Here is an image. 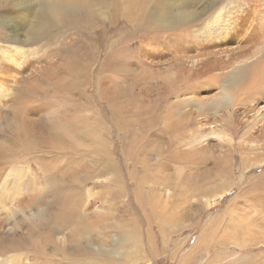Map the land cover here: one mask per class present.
<instances>
[{
  "label": "rangeland",
  "instance_id": "1",
  "mask_svg": "<svg viewBox=\"0 0 264 264\" xmlns=\"http://www.w3.org/2000/svg\"><path fill=\"white\" fill-rule=\"evenodd\" d=\"M220 1L217 7L225 6L227 10L222 16H229L226 26L229 34L223 39L196 36L195 32L202 30L198 29L200 19H191L172 30L152 28L132 32L126 19H116L114 12L100 17L93 33L103 34L96 45L100 57L91 66L90 74L83 73L75 88L58 93L57 97H53L57 101L50 105L48 101L52 98L41 95L44 90L50 93L46 84L40 82L34 86L37 78H44V70L52 73V70L70 64V55L66 50L83 53L87 48L85 44L79 47L83 20L78 19L77 25L71 21L64 25L48 19L45 21V27L56 35V43L31 47L33 54L25 60L24 69L11 67L0 71V83L6 88V96L0 98V154L2 149L5 153L7 149V156L20 153L17 155L19 158L0 165V177H5L4 172L12 166L22 169L23 174L20 207L25 220L19 213L13 215L9 229L15 220L22 219L19 233H25L29 220L40 210L46 214L55 211L57 202L51 195H46L37 209L29 205L30 199L35 198L36 190L46 186L48 175L56 180L58 173L71 170L73 179H84L80 195H84L81 208L87 222L90 224L98 219L97 222L105 223L109 217L113 218L110 223L115 229H107L108 233L102 240L96 242L93 236L87 235L93 245L111 250L118 235L127 233L137 239L135 248L144 253V264H178L184 254L190 253L203 230L208 225H214L217 219L220 225L245 221L253 225V229L259 224L252 233L261 241L241 250L207 243L188 260V264H237L238 259L247 255L257 257L264 253V210L259 209L258 203L264 199V187L262 190L249 188L258 183L257 176L263 175L264 180V118L250 134H243L246 123L252 117H264V75L257 77V72L264 67V0ZM70 23L71 26H67ZM78 47L81 49L77 50ZM114 49L118 51L115 59ZM108 53L110 55L107 56ZM100 70L102 72L98 75ZM32 79L35 82L32 83ZM35 87H38L36 94L33 93ZM141 106L153 107L150 122L155 121V124L147 130L146 126L140 128L139 122L130 121L136 118V114L127 116V112ZM165 114L168 119H165ZM52 121L67 126L76 125L78 133L86 132L89 136L85 142L49 141L51 136L44 141ZM17 129L26 134L32 130L37 135L30 142L28 149L31 151L28 154L24 155L22 146L16 142ZM44 130L47 133L42 135ZM198 130L204 135L210 131L214 134L206 136L202 144L198 141L192 155L196 157L203 153L204 157L227 159L232 163L236 181H231L229 190H213L202 199L193 196L185 199L187 205L198 204L187 208L186 215L191 218L185 219L188 229L166 238L156 224L147 223L146 210L136 204V177L141 172L139 168L134 169L133 152L147 145L146 155L140 157H145L150 167L157 165L158 168L154 166L151 172L166 175L177 182L176 170L163 165L166 163L164 157L173 153L168 148L171 146L170 137L179 134L188 136L189 131L196 136ZM93 133L97 134V138L92 137ZM96 160L102 161L100 174L94 167ZM108 164L113 169L106 171ZM242 164H245L244 168H241ZM186 169L180 172L182 177L188 175L189 170ZM197 170L192 168L189 172L194 174ZM238 171H243L241 178ZM116 174L120 188L115 181ZM29 180L34 181L33 186L28 183ZM66 187L59 184L58 189ZM70 190L75 192V188ZM156 193L163 202H167L182 191L172 185ZM181 201L183 204L184 199L181 198ZM207 203L211 207H207ZM12 207L15 211L16 204ZM56 238L61 243L67 239V234H59ZM218 250L221 257L226 254V260L212 259ZM253 260L256 264L257 258ZM34 263L31 254L21 261V264Z\"/></svg>",
  "mask_w": 264,
  "mask_h": 264
},
{
  "label": "bare ground",
  "instance_id": "2",
  "mask_svg": "<svg viewBox=\"0 0 264 264\" xmlns=\"http://www.w3.org/2000/svg\"><path fill=\"white\" fill-rule=\"evenodd\" d=\"M220 2V0H0V71H7L11 67L22 70L26 64L25 60L29 59L30 55L33 54L31 47L38 45L37 48H39L42 43L52 45L56 43V35L52 34L44 25L47 19L59 25H64L69 21L77 25L78 19L83 20L84 23L81 26L83 33L82 39L79 40V47L85 44L86 51L77 53L73 49L66 50V53L70 55V64L63 68L58 67L56 70H52V73L44 70L45 79L43 77L37 78L36 82L32 79V83L35 82L34 86L39 85L40 82L46 84V88H48L46 90L50 91V93L44 90L41 95L45 98H52L48 101L50 105L57 101V99L53 100V97H57L58 93L75 88L77 80L83 73L87 72L90 74L91 66L100 57L98 56L99 49H97L96 45H98V40L103 34H93L100 17L114 12L116 19H126V24L132 27V32H138L139 29L150 30L152 28H168L172 30L191 19L193 21L200 19L201 22L198 29L202 30L195 32L196 36L204 35L208 39L213 37L223 39L229 34V28L226 27L229 22V16H222L227 10L225 6L217 7ZM71 23L67 26H71ZM130 34L128 32V35ZM79 47L77 50L81 49ZM117 53L118 51L114 53L116 56H113V59L118 57ZM108 55L110 54L108 53ZM3 62L4 64H2ZM101 72L102 70L98 72V75ZM42 73L41 75L43 76ZM259 75H264V67L257 72V77ZM37 88L33 89L34 94H36ZM5 92V85L0 83V98L6 96ZM37 99H40L39 96H37ZM152 108H143L141 106L137 110L133 109L131 112H127V116L131 117L136 114V118H131L130 121L139 122L140 128L146 126L145 130H147L151 128V124H155V121L150 122ZM168 117L165 114V119H168ZM263 118V115L252 117L246 123V130L243 134H250L249 132L262 122ZM50 123V129L44 141H48L51 136L49 141L57 139L55 141L58 142H85V139L89 136L86 132L78 133L76 125L67 126L58 121ZM45 133H47L46 130L42 131V135ZM209 134L212 137L214 132L210 131ZM208 135H204L202 131H199L198 135L193 136L189 131L188 136L179 134L170 137L169 143L171 146L168 148L173 153H169L170 157H164L166 163L163 162V165L167 166L166 168L176 170L179 178L177 182L176 180L171 181L166 175L151 172L150 169L154 166L158 168L157 165L150 167L147 165L146 158L140 157L146 155L147 145L144 144L133 152L135 157L133 162L134 169L139 168L141 172L136 177L138 180L136 183V204L146 210L145 218L147 223L156 224L157 229L166 238L177 236L188 229L186 220L191 218L186 215L188 213L187 208L198 204L187 205V198L193 196L202 199V197L210 195L213 190H229L232 185L231 181L233 179L236 181L233 174L234 170L231 167L232 163L228 162L227 159H214L212 156L211 158L204 157L205 154L202 153L196 155L199 158L198 160H193L196 158L192 155V152L195 151L193 148L198 146V141L202 144L203 139ZM36 137L37 135L32 130L30 134L16 130V142L22 146L21 150L24 155L31 151L28 149L30 142ZM92 137L97 138V134L93 133ZM18 154L20 153H11L7 156V149L6 153L2 149L0 165L19 158ZM209 163L210 165H208ZM158 165L163 166L161 163ZM101 166V160L94 162V167L97 169L98 174L102 171V168L99 169ZM244 167L245 164H242L241 168ZM183 168H187L186 170L189 171L192 168L198 170L194 174L188 171V177H182L183 174L181 175L180 172H182ZM111 169H113L112 165L108 164L105 166L106 171ZM70 172L71 170L61 174L58 173L56 180L51 175H48L49 181L46 186L43 189L36 190L35 198L30 199L29 205L36 206L37 209L43 203L45 196L51 195L53 201L57 202L54 205L55 211L46 214L45 211L40 210L33 219L29 220L25 233H19L20 226L23 223L22 219L25 220L24 213L20 207L23 195L22 169L12 166L4 172L5 177H0V264H7L8 262L10 264H21L22 259L28 257V254L32 255L34 264H137V262L144 264L146 260L144 253L142 250L135 248L138 245L137 239L127 233L118 235L111 250H106L101 245H93L89 241L87 235L93 236V240L98 242L108 233L107 229L112 227L115 229L113 223H110L113 218L109 217L105 223L97 222L98 219L92 220L90 224L87 222V216L81 208L84 202V195H80L84 186V179L76 181V179L71 177L73 175L70 176ZM242 172H237L240 173V178L242 177ZM155 174L158 175L156 176ZM116 176L118 175L116 174ZM262 177L263 175L257 176L256 178L259 179L258 183L252 187L249 186V188L262 190L264 187ZM115 181L120 188L117 177ZM28 183L32 186L34 185L33 180H29ZM59 184L67 187L59 190ZM172 185L180 188L182 194H175L172 200H167L169 203L163 202L156 192L169 189ZM69 187L75 188V192H71ZM142 189L144 191L140 193ZM181 198L184 199L183 204ZM258 203L259 209L264 210V199ZM12 204H16L15 211ZM206 206L208 207L209 204L207 203ZM17 213L22 215V219L15 220L12 228L9 229V222H13L11 218ZM9 219L11 220L8 221ZM221 225L217 219L214 225H208L206 230L201 233L198 241L191 247L190 253L184 254L182 256L184 258L178 264H188V260L201 247L206 246L207 243L212 244L214 242L223 248L233 246L241 250L245 247H253L258 241H261V238L257 239L256 234L252 233L259 224L254 225V229L253 225L245 221H232ZM136 230L139 233V229L136 228ZM62 233L67 234V239L59 243V238H56V236ZM146 233L148 235V231ZM153 252L154 250L151 251V253ZM7 254L12 255L7 256ZM247 256L246 258L238 259L239 262L237 264H254V257L257 258L256 264H264V253L259 254L257 257ZM216 258L222 261V259L226 260L227 256L225 254L221 257L218 250L212 256V259ZM224 264H229V262Z\"/></svg>",
  "mask_w": 264,
  "mask_h": 264
}]
</instances>
